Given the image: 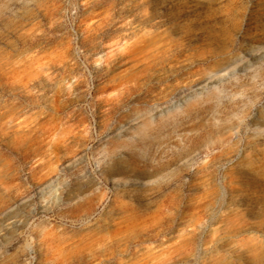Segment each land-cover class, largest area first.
I'll return each mask as SVG.
<instances>
[{"label": "rangeland", "instance_id": "obj_1", "mask_svg": "<svg viewBox=\"0 0 264 264\" xmlns=\"http://www.w3.org/2000/svg\"><path fill=\"white\" fill-rule=\"evenodd\" d=\"M0 264H264V0H0Z\"/></svg>", "mask_w": 264, "mask_h": 264}, {"label": "bare ground", "instance_id": "obj_2", "mask_svg": "<svg viewBox=\"0 0 264 264\" xmlns=\"http://www.w3.org/2000/svg\"><path fill=\"white\" fill-rule=\"evenodd\" d=\"M11 222V219L6 220L5 224L8 225Z\"/></svg>", "mask_w": 264, "mask_h": 264}]
</instances>
